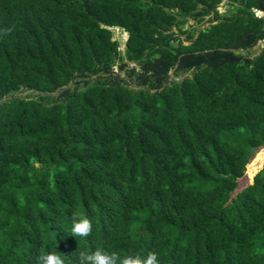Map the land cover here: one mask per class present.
I'll use <instances>...</instances> for the list:
<instances>
[{"label": "trees", "instance_id": "16d2710c", "mask_svg": "<svg viewBox=\"0 0 264 264\" xmlns=\"http://www.w3.org/2000/svg\"><path fill=\"white\" fill-rule=\"evenodd\" d=\"M222 1L0 0V264H264V0Z\"/></svg>", "mask_w": 264, "mask_h": 264}, {"label": "clouds", "instance_id": "9594fccd", "mask_svg": "<svg viewBox=\"0 0 264 264\" xmlns=\"http://www.w3.org/2000/svg\"><path fill=\"white\" fill-rule=\"evenodd\" d=\"M257 18L264 17V11L253 9ZM8 31L3 33L7 35ZM92 232V222L79 212H73L69 235L87 238ZM78 264H161L159 254L149 251L146 255H121L116 251H107L97 248L95 251L79 250ZM36 264H65L64 259L56 252H45L36 258Z\"/></svg>", "mask_w": 264, "mask_h": 264}, {"label": "rangeland", "instance_id": "374dc122", "mask_svg": "<svg viewBox=\"0 0 264 264\" xmlns=\"http://www.w3.org/2000/svg\"><path fill=\"white\" fill-rule=\"evenodd\" d=\"M227 8H228L227 1H226V0H223L222 3H221V5H220L219 8H218V11H219L220 13H224V12L227 10ZM207 26H208L207 19H205V20H204L203 22H201L200 24H198V23H196V22L190 20V21H188L187 24L184 26V30H185V29L187 30V29L192 28V27H193V28H196V29L198 30V29L205 28V27H207ZM110 30L112 31L113 38H114V39L118 42V44H119V50H120V51H123V49H124V44H125V40H126V38H127L126 33H125L123 30L119 29V28H111ZM259 48H260V46H258V45L255 46V47L252 49L250 55L253 56V55L257 54L258 51H259ZM13 97L22 98V99H34V98H36V95H35L33 92H31V91L21 90V91H19L18 93L14 94ZM263 160H264V151H263V152H260L259 157H258V159H256V163H255V164L258 165L259 162H262ZM253 170H254V169H251V170L249 171V173L246 175V178H247V179L251 177V175H252V173H253ZM244 181H245V184H246V183H247V180L244 179L243 182H244ZM243 182H242V184H243ZM242 184H240V185L243 186Z\"/></svg>", "mask_w": 264, "mask_h": 264}, {"label": "built area", "instance_id": "2783aa9c", "mask_svg": "<svg viewBox=\"0 0 264 264\" xmlns=\"http://www.w3.org/2000/svg\"><path fill=\"white\" fill-rule=\"evenodd\" d=\"M261 44H262V42L259 43V45H261Z\"/></svg>", "mask_w": 264, "mask_h": 264}]
</instances>
